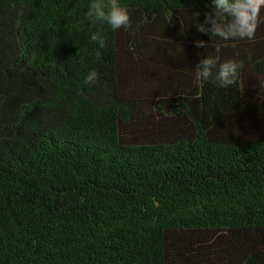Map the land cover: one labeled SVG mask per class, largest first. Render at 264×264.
I'll return each instance as SVG.
<instances>
[{
  "label": "trees",
  "instance_id": "16d2710c",
  "mask_svg": "<svg viewBox=\"0 0 264 264\" xmlns=\"http://www.w3.org/2000/svg\"><path fill=\"white\" fill-rule=\"evenodd\" d=\"M0 264H264V0H0Z\"/></svg>",
  "mask_w": 264,
  "mask_h": 264
}]
</instances>
